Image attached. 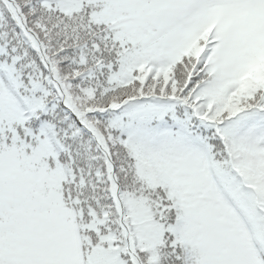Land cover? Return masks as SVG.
Returning <instances> with one entry per match:
<instances>
[{"label":"snow or ice","instance_id":"obj_1","mask_svg":"<svg viewBox=\"0 0 264 264\" xmlns=\"http://www.w3.org/2000/svg\"><path fill=\"white\" fill-rule=\"evenodd\" d=\"M0 264H264V0H0Z\"/></svg>","mask_w":264,"mask_h":264}]
</instances>
